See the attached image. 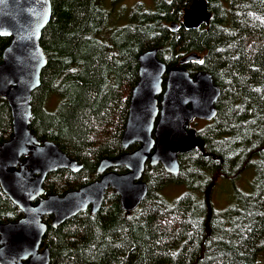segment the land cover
I'll return each instance as SVG.
<instances>
[{
  "label": "trees",
  "instance_id": "1",
  "mask_svg": "<svg viewBox=\"0 0 264 264\" xmlns=\"http://www.w3.org/2000/svg\"><path fill=\"white\" fill-rule=\"evenodd\" d=\"M205 1L208 25L186 31L183 12L192 0L137 4L121 27L111 25L105 0H50L40 40L47 64L31 95L29 129L82 169L49 174L44 196L88 185L99 179L100 160L139 147L124 150L121 139L144 52L156 49L169 68L196 53L200 61L184 67L190 75L209 74L220 96L215 119L196 129L200 146L179 155L177 176L146 165L148 193L137 209L123 211L110 191L95 215L86 211L56 229L44 218L49 264H256L264 249V0ZM9 43L0 37V64ZM11 135V112L0 98V146ZM248 169L254 171L249 193L235 191L233 202L216 210L219 181L234 182ZM171 185L185 192L168 202L162 192ZM21 218L0 187V224Z\"/></svg>",
  "mask_w": 264,
  "mask_h": 264
},
{
  "label": "water",
  "instance_id": "2",
  "mask_svg": "<svg viewBox=\"0 0 264 264\" xmlns=\"http://www.w3.org/2000/svg\"><path fill=\"white\" fill-rule=\"evenodd\" d=\"M211 16L205 0H192L183 12L182 26L198 29L208 25ZM50 18V0H0V37L10 39L0 64V98L12 117L11 138L0 146V187L22 213L17 222L0 224V264H49V249L43 247L48 229L44 218L56 229L86 211L95 215L107 192L119 197L123 211L137 209L148 193L143 182L146 165L161 166L166 174L177 176L179 155L200 146L190 123L211 122L217 115L220 89L209 74L190 75L184 67L200 61L199 55L190 54L168 68L157 58V50L146 51L139 57V81L121 139L124 150L139 147L102 159L96 169L99 179L88 185L62 196H44L49 174L82 169L52 142L40 143L29 129L31 95L47 64L40 40ZM177 26L170 25L172 30ZM119 168L125 172L113 171Z\"/></svg>",
  "mask_w": 264,
  "mask_h": 264
},
{
  "label": "rangeland",
  "instance_id": "3",
  "mask_svg": "<svg viewBox=\"0 0 264 264\" xmlns=\"http://www.w3.org/2000/svg\"><path fill=\"white\" fill-rule=\"evenodd\" d=\"M137 4H143L148 9L152 8V0H122L117 5H114L112 1L110 0H105V9L110 13V16H111V25L115 27H121V26L126 25L128 23V15H129L130 9ZM178 27L179 26H177L175 30H172L170 28L171 32L176 33L178 30ZM184 29L186 31H190L189 29H186V28ZM193 30H197V29H193ZM157 58H158V51H157ZM182 58L183 57H181L179 61ZM203 125H205L204 121H193L190 124V128L198 129L202 127ZM253 178H254V171L252 169L251 170L248 169L245 172H243L242 175L234 182H227L224 180L219 181L220 184L218 188L214 190V193L212 196V202H213L214 208L220 211L227 208L234 200L235 191L249 193L250 181H252ZM184 192H185V187L183 185H171V186H167L163 190L162 196L168 202H173ZM256 264H264V249L259 252Z\"/></svg>",
  "mask_w": 264,
  "mask_h": 264
},
{
  "label": "flooded vegetation",
  "instance_id": "4",
  "mask_svg": "<svg viewBox=\"0 0 264 264\" xmlns=\"http://www.w3.org/2000/svg\"><path fill=\"white\" fill-rule=\"evenodd\" d=\"M205 124H207V123L205 122Z\"/></svg>",
  "mask_w": 264,
  "mask_h": 264
},
{
  "label": "bare ground",
  "instance_id": "5",
  "mask_svg": "<svg viewBox=\"0 0 264 264\" xmlns=\"http://www.w3.org/2000/svg\"><path fill=\"white\" fill-rule=\"evenodd\" d=\"M187 9V8H186Z\"/></svg>",
  "mask_w": 264,
  "mask_h": 264
}]
</instances>
